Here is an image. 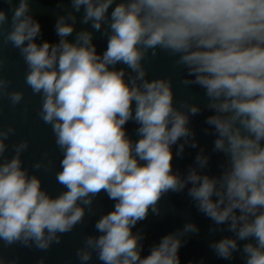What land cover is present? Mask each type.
<instances>
[{
    "label": "clouds",
    "instance_id": "1",
    "mask_svg": "<svg viewBox=\"0 0 264 264\" xmlns=\"http://www.w3.org/2000/svg\"><path fill=\"white\" fill-rule=\"evenodd\" d=\"M3 2L11 18L0 8V48L18 50L24 83L40 97L37 116L61 153L55 180L63 190L52 195L36 174L53 168L48 154L25 167L29 141L10 144L17 129L0 123V248L47 252L94 214L104 193L112 210L76 249L80 264L94 256L100 264H181V247L200 232L195 223L164 235L147 255L145 234L133 229L150 213L160 216L169 193L187 190L212 221L210 234L231 233L210 241L218 259L238 254L243 264H264V0H69L54 25L56 43L37 42L42 28L31 0ZM78 13L91 30H76ZM95 33L106 38L102 53ZM160 53L182 71L179 85L199 89L203 103L196 94L177 103L172 76L149 78L146 64ZM4 64L0 55V101L15 110L25 92L10 90ZM205 111L211 153L200 147L186 173L174 171V156L198 148L191 122ZM212 153L222 155L218 175L206 171ZM0 264L18 260L0 254Z\"/></svg>",
    "mask_w": 264,
    "mask_h": 264
},
{
    "label": "water",
    "instance_id": "2",
    "mask_svg": "<svg viewBox=\"0 0 264 264\" xmlns=\"http://www.w3.org/2000/svg\"><path fill=\"white\" fill-rule=\"evenodd\" d=\"M18 3V0H15ZM15 3L11 6L14 7ZM31 12L35 19H37L42 28V35L37 38V42L41 43L47 40L52 43L58 42V37L55 33L54 25L59 15L70 8L69 0H31ZM0 8L9 10L10 6L0 0ZM9 19L11 18V11H8ZM82 13H78L76 30L81 28H89L88 25H82L79 22V17ZM89 30H91L89 28ZM75 33L69 40H73ZM94 43L97 46V51L102 53L106 49V38L102 37L100 33L94 34ZM0 55L5 59L3 68L4 75L12 81L10 90H23L25 92V100L21 105H18L15 110H12L8 100L5 98L0 101V123L7 126L13 124L16 129V135L11 137L9 143L18 142L21 139L29 141V149L23 154L24 166L30 165L40 160L45 153L48 154V159L53 161V168L50 171H43L36 173L40 175L43 181V187L46 188L52 195L58 194L63 189L56 183L55 172L59 170V161L62 158L61 153L55 145V137L51 132V128L45 125L37 116L40 107V97L33 96L31 90L24 83V75L26 66L22 58L19 56L18 50L11 47V45H3L0 48ZM117 67H122L118 65ZM149 70V78L160 76H172L174 81V91L176 94L177 103L190 94L198 96L197 102L203 103L202 92L199 89H184L179 85V80L183 77L182 71L175 68L172 58L164 53H160L156 58L151 59L146 64ZM211 113L208 111L192 118L191 127L197 133V140L199 146L196 149L185 148L183 158L174 156L173 170L186 173L188 167L193 164L194 157L199 151L200 147L205 148L206 153H211L213 136L204 135L202 129L207 127L204 124L205 118ZM126 129L129 136L136 140L138 137L135 134L137 125L133 122L126 124ZM175 146L173 153H175ZM12 153L9 152V155ZM222 160L221 154L212 153L209 168L206 170L210 175L219 174V163ZM114 202L109 200L107 195L101 193L94 202V214H88L85 221L81 225L68 234H65L61 244L53 245L47 252H41L35 249L22 248L14 245L11 248H0V254H3L7 259H17L18 264H38L41 257L45 258V264H80L75 256L76 249L82 245L84 236L88 234H95L94 223L95 220L103 213L112 210ZM161 215L154 216L151 213L145 221L139 222L133 232L141 231L145 234L143 241L144 249L142 255H147L150 246L158 243L159 240L166 234L172 233L181 228L184 223L191 221L195 223L200 232L198 235H192L188 238L187 243L184 244L180 251L181 264H199L201 260L204 264H243L239 255L232 261H225L218 259L212 250L209 248V243L212 240H218L225 235L231 233H215L210 234L209 228L212 226V221L203 214L199 213L194 203L187 196V190L183 193H169L161 200ZM89 264H100L95 256Z\"/></svg>",
    "mask_w": 264,
    "mask_h": 264
}]
</instances>
